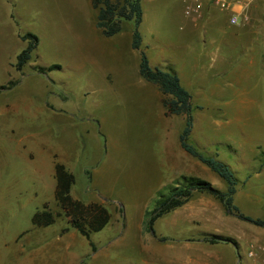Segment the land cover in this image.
Here are the masks:
<instances>
[{
	"label": "rangeland",
	"instance_id": "1",
	"mask_svg": "<svg viewBox=\"0 0 264 264\" xmlns=\"http://www.w3.org/2000/svg\"><path fill=\"white\" fill-rule=\"evenodd\" d=\"M142 5L140 50L151 66L180 74L181 60L197 64L195 74L182 67L192 96L189 142L233 170L241 213L264 219V67L263 54L252 52L256 41L264 45V0L240 26L217 8L192 20L184 0ZM97 13L91 0H0V264H162L161 251L183 236L220 233L239 243L238 253L217 249L221 264H252L247 253L264 246V227L230 215L213 196L195 198L204 213L181 214L173 224L177 209L149 231L159 195L193 177L220 191L227 183L182 149L185 117L168 116L158 87L140 76L134 23L106 38ZM28 33L39 44L18 70ZM56 161L76 178L74 198L105 204L112 215L90 238L56 202ZM47 210L62 216L35 226V214ZM151 245L161 249L156 259ZM182 251L219 255L210 243Z\"/></svg>",
	"mask_w": 264,
	"mask_h": 264
},
{
	"label": "trees",
	"instance_id": "2",
	"mask_svg": "<svg viewBox=\"0 0 264 264\" xmlns=\"http://www.w3.org/2000/svg\"><path fill=\"white\" fill-rule=\"evenodd\" d=\"M92 6L97 10L96 26L106 38L113 37L123 30L124 22H133L132 48L140 50L143 38L140 26L143 22L144 10L142 0H91ZM27 47L17 56L15 67L22 70L32 59L33 52L39 44L36 35L28 33L23 36ZM140 76L147 82L156 85L162 94V104L168 116H184L185 127L179 136L182 149L192 157L197 158L207 165L214 173L218 174L227 183V190L220 191L213 185L200 178H189L183 185L174 186L169 194H161L156 200L155 208L150 212L148 229L153 232L155 222L170 214L172 211L184 206L190 201L194 193H202L213 196L220 201L228 213L241 220L264 227V219H254L246 216L235 204L237 193V179L233 170L224 162L203 155L190 142L193 131L192 96L189 90L182 84L181 78L175 71H165L159 67H152L144 50H140ZM56 190L55 199L63 210V215L69 224L82 236L90 238L93 232L104 229L111 221L112 215L105 204L99 202L85 203L72 196V188L76 183L74 174L62 163H55ZM62 214H54L47 210L38 212L33 218V224L37 227H47L54 224ZM65 229L62 233L68 232ZM190 241H202L205 243L235 244L232 238L203 234L200 237L191 238Z\"/></svg>",
	"mask_w": 264,
	"mask_h": 264
},
{
	"label": "crops",
	"instance_id": "3",
	"mask_svg": "<svg viewBox=\"0 0 264 264\" xmlns=\"http://www.w3.org/2000/svg\"><path fill=\"white\" fill-rule=\"evenodd\" d=\"M214 8H216V7H212V8H210V10L211 9H214ZM218 9V8H217ZM209 10V11H210ZM221 11V10H220ZM221 13H223V14H226L227 15V13H225V12H223V11H221ZM210 15L212 16L213 14H212V12L210 13ZM182 26H184V25H182ZM181 31H182V33H185L186 35H188L189 33L187 32L188 30H185V28H183V27H181ZM189 36V35H188ZM236 38V37H235ZM254 43V42H253ZM255 47H254V50L252 51V52H256L255 54H257L258 56L259 55H261L262 56V54H263V49H264V45H262V44H260L258 41H256L255 43ZM250 56H252L251 54H249ZM221 59V58H220ZM183 61H185V60H181L180 62H179V66H180V68H181V70H180V74L178 73V72H176V73H178V75L180 76V78H181V81H182V84H183V73H182V67H186V66H188V68H191V69H193V72H194V74H195V71H196V69H197V64H193L192 65V67H191V64H189V63H187V62H184V63H182ZM262 65H263V61H262ZM164 67V66H163ZM263 67H264V65H263ZM164 68H167V69H170V68H174V65H166ZM193 74V75H194ZM149 83V82H148ZM154 85V84H153ZM184 85V84H183ZM159 89V88H158ZM160 91V90H159ZM162 95V94H161ZM162 101V100H161ZM166 110V109H165ZM263 168H264V166L263 167H261V169L259 170V172L260 171H262L263 170ZM57 185V184H56ZM224 192V191H223ZM208 194H202V193H194L193 194V196H192V198L190 199V201L188 202V203H186L184 206H182V207H180V208H178V209H180L179 211H175V216H174V219H172V222L171 223H173L174 224V222L177 220V219H179V217H180V215L181 214H189V216L191 217V219L195 216V214H202V213H204V212H202V211H196V208H195V204H193V202H195V198L196 197H200V200H202L201 199V196H207ZM209 197H212V196H210V195H208ZM214 198V197H213ZM76 199V198H75ZM199 200V199H198ZM221 205L224 207V205L221 203ZM177 210V209H176ZM173 212V211H172ZM228 212V211H227ZM167 216V215H166ZM165 217V216H164ZM163 218V217H162ZM161 219V218H160ZM159 220V219H158ZM157 220V221H158ZM184 220H187V219H184ZM189 221H190V219H189ZM213 235H218V236H224V235H221V233L220 234H213ZM224 237H228V236H224ZM228 238H231V237H228ZM191 239V238H190ZM190 239H187V238H184V236H183V239H181V240H179L180 242H172V243H170L169 244V248H167L168 249V251H167V253L166 254H162V251H161V257H160V259L159 260H161V262H162V264H213V262H212V260H214L215 261V264H221L222 263V259H223V254L222 253H219L218 252V248L220 247V248H222L223 249V247H222V244H224L225 246V249L226 250H228V246L226 247V245H230L231 246V248H232V251H233V254H234V252L236 251L237 253L239 252V243H238V241H237V239H233L234 240V242H235V244H228V243H226V242H224V243H220V244H214V250H216V252H218L219 253V255H212L211 257L212 258H209V257H207V258H200L198 255H196V254H193V253H184L182 250H184V251H195V250H198V249H200L202 246H206V245H208L209 243H205V242H202V241H190ZM159 241V240H158ZM160 241H162V240H160ZM163 242V241H162ZM173 243H175L177 246H174V244ZM154 245V244H153ZM153 245H151V249L149 250L150 251V253H152V255H153V258H154V256H156L157 254H158V249H160L159 247H153ZM172 245V246H171ZM178 245H179V247H178ZM176 251V252H174V250ZM161 250V249H160ZM154 259H156V258H154Z\"/></svg>",
	"mask_w": 264,
	"mask_h": 264
},
{
	"label": "built area",
	"instance_id": "4",
	"mask_svg": "<svg viewBox=\"0 0 264 264\" xmlns=\"http://www.w3.org/2000/svg\"><path fill=\"white\" fill-rule=\"evenodd\" d=\"M261 0H184L185 15L192 20L203 19L207 10L216 7L229 14V23L232 26H240L250 20L249 11ZM264 65V52H263ZM247 257L254 262L252 264H264V246L256 245L248 250Z\"/></svg>",
	"mask_w": 264,
	"mask_h": 264
}]
</instances>
